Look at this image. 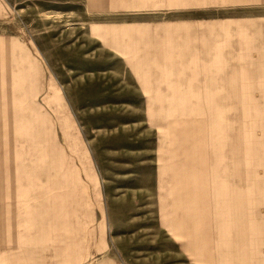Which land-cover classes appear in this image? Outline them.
<instances>
[{"label":"rangeland","instance_id":"rangeland-1","mask_svg":"<svg viewBox=\"0 0 264 264\" xmlns=\"http://www.w3.org/2000/svg\"><path fill=\"white\" fill-rule=\"evenodd\" d=\"M0 264H264V0H0Z\"/></svg>","mask_w":264,"mask_h":264},{"label":"crops","instance_id":"crops-1","mask_svg":"<svg viewBox=\"0 0 264 264\" xmlns=\"http://www.w3.org/2000/svg\"><path fill=\"white\" fill-rule=\"evenodd\" d=\"M129 51H131V49H129ZM143 53H145V52H143ZM139 56H141L142 58H144V66H145V61H146V58L143 56V54L142 55H140V54H138ZM148 65H152V62H149L148 63ZM154 90H152V91H155L156 90V85L154 86ZM138 90H139V92H140V94L142 93V89H140V88H138ZM147 93V92H146ZM139 98H140V96H139ZM140 100H141V98H140ZM141 104V102L139 103V105ZM149 105L150 107L152 106V108L154 109V108H156V109H158V106H160L159 104H161L160 103V101L158 100V98L156 97V94H154V93H152L151 92V98L150 99H148L147 101H146V105ZM149 112H150V114H149V117H147V118H144V119H138V120H136L137 122H143V121H146V122H148V125L150 126V127H161L162 125H161V120H159L158 119V115H157V113L155 112V111H153L151 108H150V110H149ZM145 115V114H144ZM171 117H173V115H171V112H170V115H169V118H171ZM135 121V120H134ZM70 127H74V125H73V123H72V121H71V126ZM73 129V128H72ZM70 130H71V128H70ZM138 132H139V135H141V133L143 132V129H139L138 128ZM159 136V135H158ZM76 140V139H75ZM76 142H77V140H76ZM151 143H150V145H148V147H150L151 145H152V141H150ZM77 144L78 145H75V146H73L72 147V150L75 152V153H80V155H81V157H82V163H83V166L84 165H86V166H88L87 164H89V166H90V163H89V157H88V155H87V152H85V150H84V148L82 147V145H81V142H80V144L77 142ZM85 167V166H84ZM88 169V168H87ZM90 169H91V167H90ZM89 181H93V176L92 177H90L89 178ZM138 185H140V182H139V184ZM142 200V199H141Z\"/></svg>","mask_w":264,"mask_h":264}]
</instances>
